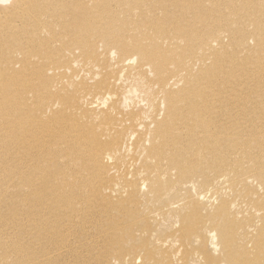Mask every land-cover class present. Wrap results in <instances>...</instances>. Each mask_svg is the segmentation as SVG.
<instances>
[{
  "label": "bare ground",
  "instance_id": "bare-ground-1",
  "mask_svg": "<svg viewBox=\"0 0 264 264\" xmlns=\"http://www.w3.org/2000/svg\"><path fill=\"white\" fill-rule=\"evenodd\" d=\"M19 1L0 11V264H264V0ZM220 184L259 220L226 194L205 210Z\"/></svg>",
  "mask_w": 264,
  "mask_h": 264
},
{
  "label": "rangeland",
  "instance_id": "rangeland-1",
  "mask_svg": "<svg viewBox=\"0 0 264 264\" xmlns=\"http://www.w3.org/2000/svg\"><path fill=\"white\" fill-rule=\"evenodd\" d=\"M16 2H20L19 0H0V11L1 10H5V9H9L10 11H13V9L11 8L13 5H15V3ZM17 22H19V21H17ZM32 28H35V27H33L32 26ZM41 34L44 36V38H51V42L52 43H50V44H52V45H54V46H57V47H61V40H59L58 38H55V37H52L51 35H52V33L49 31L48 32V30L46 29V28H43V29H41ZM48 47V46H47ZM46 48V46H44L43 47V49H45ZM61 49V48H60ZM61 54L62 55H67L68 57H72V53H71V50H69V48H62V50H61ZM113 59L114 58H110V61L111 62H113ZM72 64V65H71ZM69 66L70 67H67L66 69H67V72L66 73H68V74H71V73H73L74 72V74H75V80H81L82 78H85V76H86V78H87V81L89 82V83H93L94 81H95V79H98L99 78V75L100 74H98L95 78L92 76V75H87L85 72H83V70L81 71V70H79V66H80V62L79 61H77V62H72ZM132 64H134V63H132ZM75 68H77L78 70H76ZM98 68V67H97ZM98 70H100L99 68H98ZM81 71V72H80ZM79 72V75H76V73H78ZM85 78V79H86ZM54 87V86H53ZM139 91L140 90H137L136 92H135V95H134V97H132L131 99H132V102H131V99L128 97V99H127V104L128 105H131V104H136V103H138V105H140V102L141 103H144V102H146V101H144L143 100V96H142V92L140 91V93H141V95H140V93H139ZM138 99V100H137ZM107 101H110V100H107ZM130 101V102H129ZM129 102V103H128ZM135 102V103H134ZM56 105H59L60 106V104H58V103H56ZM17 146H19L18 144H17ZM3 154H5V152H2ZM127 154V153H126ZM127 156L129 157V156H131V155H129V154H127ZM15 182V180L14 179H12L11 180V184L12 183H14ZM257 188H258V186H259V188H258V190L260 191L262 188H260V185H258L257 184V182H254L253 183ZM221 185V187H222V193L220 192V195L219 194H215L214 196H211L212 194H209V196H210V198H211V200H210V198H208V197H206V199L204 198L203 199V206L205 205V210H210L211 208H213L215 205H217L218 203L217 202H219L220 201V197L221 196H223V194H224V196H226V195H228V196H226L227 198H229V200L232 202L231 203V206H232V210L234 211V212H236V214L238 215V213H240V215H238L239 217H242V216H245L246 214H248V212L249 211H252L253 212V214H254V216L257 218L256 220H259V217L261 216L260 215V213H261V211H259L258 213L257 212H254V209H250V207H249V205L245 202V201H243L242 199H240L239 197H237L233 192H230V190L229 189H227V191H225L226 190V188H225V184H220ZM225 190H224V189ZM262 191V190H261ZM226 194V195H225ZM219 195V196H218ZM235 195V196H234ZM194 196L196 197L197 195L196 194H194ZM231 196H233V197H231ZM235 197H236V199H235ZM215 200H214V199ZM238 198V199H237ZM205 200V201H204ZM235 200V201H234ZM211 201V202H210ZM213 201H214V203H213ZM243 201V202H242ZM235 203V204H234ZM244 203V204H243ZM213 204V205H212ZM243 204V205H242ZM213 207H212V206ZM239 205V206H238ZM248 206V207H247ZM244 208L245 209H247V210H244ZM245 211V212H244ZM256 211V210H255ZM244 212V213H243ZM262 214V213H261ZM118 216H120V214H118ZM103 219L105 220L106 219V216H103ZM72 226V225H71ZM177 226V225H176ZM87 227L88 228H91V226H90V223H87ZM107 228V225L106 224H104V229H106ZM109 228V227H108ZM107 228V229H108ZM118 229H120V226L118 227ZM162 229H165V228H162ZM100 232V234H101V237L99 238V240L98 241H96L95 243H94V248L95 249H97V251H101V250H103L104 248H105V241H104V231L102 232V231H99ZM91 240V238H87V241H90ZM80 242H79V240H77L74 236H69V239L67 240V243L61 248V250H63L64 251V254H62L66 259H68V260H71L72 259V256H71V253H70V246L71 245H76V244H79ZM213 244L212 243H210V249L211 250H214V245L212 246ZM213 248V249H212ZM112 258H114V256H112ZM113 262H116L114 259H113ZM138 263H141L140 262V260L138 261Z\"/></svg>",
  "mask_w": 264,
  "mask_h": 264
},
{
  "label": "clouds",
  "instance_id": "clouds-1",
  "mask_svg": "<svg viewBox=\"0 0 264 264\" xmlns=\"http://www.w3.org/2000/svg\"><path fill=\"white\" fill-rule=\"evenodd\" d=\"M130 63H134V61H130ZM107 105V100L105 101V106ZM135 137H133V139H134ZM203 198V197H202ZM214 247H217V246H215L214 245ZM219 249L217 248V251H218Z\"/></svg>",
  "mask_w": 264,
  "mask_h": 264
}]
</instances>
